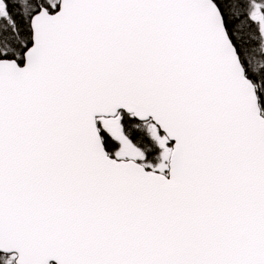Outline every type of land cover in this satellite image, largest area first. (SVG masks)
Returning a JSON list of instances; mask_svg holds the SVG:
<instances>
[{
	"label": "snow or ice",
	"instance_id": "snow-or-ice-1",
	"mask_svg": "<svg viewBox=\"0 0 264 264\" xmlns=\"http://www.w3.org/2000/svg\"><path fill=\"white\" fill-rule=\"evenodd\" d=\"M0 264H264V0H0Z\"/></svg>",
	"mask_w": 264,
	"mask_h": 264
}]
</instances>
